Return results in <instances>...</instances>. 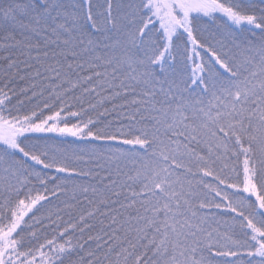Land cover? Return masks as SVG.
Masks as SVG:
<instances>
[{
	"label": "snow or ice",
	"instance_id": "snow-or-ice-1",
	"mask_svg": "<svg viewBox=\"0 0 264 264\" xmlns=\"http://www.w3.org/2000/svg\"><path fill=\"white\" fill-rule=\"evenodd\" d=\"M0 264H264V0H0Z\"/></svg>",
	"mask_w": 264,
	"mask_h": 264
}]
</instances>
